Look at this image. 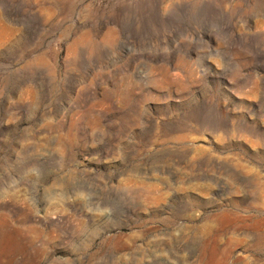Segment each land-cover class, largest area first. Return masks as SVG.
<instances>
[{
  "label": "rangeland",
  "instance_id": "374dc122",
  "mask_svg": "<svg viewBox=\"0 0 264 264\" xmlns=\"http://www.w3.org/2000/svg\"><path fill=\"white\" fill-rule=\"evenodd\" d=\"M0 264H264V0H0Z\"/></svg>",
  "mask_w": 264,
  "mask_h": 264
}]
</instances>
